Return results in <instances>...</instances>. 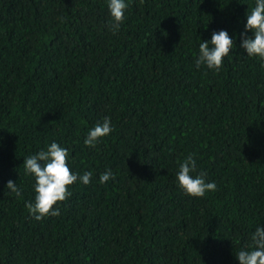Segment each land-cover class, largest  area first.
Masks as SVG:
<instances>
[{
	"label": "trees",
	"instance_id": "1",
	"mask_svg": "<svg viewBox=\"0 0 264 264\" xmlns=\"http://www.w3.org/2000/svg\"><path fill=\"white\" fill-rule=\"evenodd\" d=\"M254 3L129 0L113 33L106 0H0V264H239L264 224V67L239 47ZM222 28L220 71L197 68ZM104 116L111 133L84 145ZM53 140L92 177L38 221L23 158ZM190 153L216 183L203 197L176 183Z\"/></svg>",
	"mask_w": 264,
	"mask_h": 264
},
{
	"label": "clouds",
	"instance_id": "2",
	"mask_svg": "<svg viewBox=\"0 0 264 264\" xmlns=\"http://www.w3.org/2000/svg\"><path fill=\"white\" fill-rule=\"evenodd\" d=\"M106 4L110 16L108 28L115 33L125 20L129 0H106ZM234 40L227 29L213 30L210 39H201L198 44V55L194 60L196 67L199 68L203 64L207 69L219 72L224 57L228 56L233 48ZM239 47L248 57L257 58L261 67H264V0H255L254 6L246 10L243 31L239 33ZM111 131V119L104 116L87 130L83 143L94 147ZM68 151L53 140L44 148L23 158L25 175L34 180V199L26 201L25 207L35 220L59 215L60 209L54 205L71 195L69 186L74 182L79 181L84 185L90 183L92 172L84 171L83 174H78L70 170ZM196 168L194 154L185 156L178 163V170L175 172L176 183L184 194L203 197L216 190V183L206 180V173H197ZM112 178L114 177L111 169H107L100 173L99 183L104 184ZM6 188L17 197L21 195V188L11 179L6 182ZM250 241V244L235 253L239 264H264V224H256L250 234Z\"/></svg>",
	"mask_w": 264,
	"mask_h": 264
}]
</instances>
